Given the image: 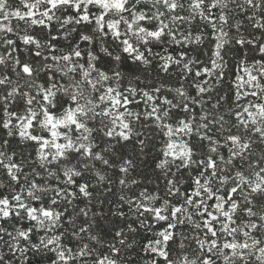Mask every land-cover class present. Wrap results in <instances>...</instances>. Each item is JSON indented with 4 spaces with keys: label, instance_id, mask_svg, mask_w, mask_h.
I'll return each mask as SVG.
<instances>
[{
    "label": "snow or ice",
    "instance_id": "1",
    "mask_svg": "<svg viewBox=\"0 0 264 264\" xmlns=\"http://www.w3.org/2000/svg\"><path fill=\"white\" fill-rule=\"evenodd\" d=\"M0 264H264V0H0Z\"/></svg>",
    "mask_w": 264,
    "mask_h": 264
}]
</instances>
